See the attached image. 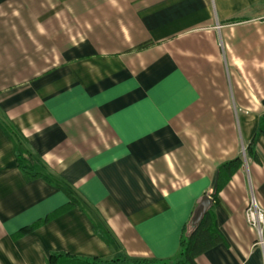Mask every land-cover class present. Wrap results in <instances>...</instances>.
Segmentation results:
<instances>
[{
    "label": "crops",
    "instance_id": "1",
    "mask_svg": "<svg viewBox=\"0 0 264 264\" xmlns=\"http://www.w3.org/2000/svg\"><path fill=\"white\" fill-rule=\"evenodd\" d=\"M263 116L264 0H0V264L175 261L238 158L197 264H264Z\"/></svg>",
    "mask_w": 264,
    "mask_h": 264
},
{
    "label": "trees",
    "instance_id": "2",
    "mask_svg": "<svg viewBox=\"0 0 264 264\" xmlns=\"http://www.w3.org/2000/svg\"><path fill=\"white\" fill-rule=\"evenodd\" d=\"M263 127L264 116L260 120V128ZM5 129L11 140L14 142L15 149H18L20 144L25 142L22 134L16 129H11V127L5 126ZM253 157L255 158V155H253ZM17 159L21 170L26 172L27 169L31 167L30 160L24 154L18 153ZM242 164V160L238 158L221 165L218 186L215 193L212 194L215 201H217L220 191L228 184L233 174L242 166ZM219 244H227V240L218 227L214 213L211 209H208L201 222L197 224L192 231L189 232L185 228L181 240V252L175 261L160 262L156 260H136L128 263L125 261L113 260L100 263L79 259L66 253L53 252L49 256L48 264H197V258L200 255Z\"/></svg>",
    "mask_w": 264,
    "mask_h": 264
},
{
    "label": "built area",
    "instance_id": "3",
    "mask_svg": "<svg viewBox=\"0 0 264 264\" xmlns=\"http://www.w3.org/2000/svg\"><path fill=\"white\" fill-rule=\"evenodd\" d=\"M246 216L249 224L258 230L259 234L261 235V243L263 244L264 209L259 204L255 196H252V198L250 199Z\"/></svg>",
    "mask_w": 264,
    "mask_h": 264
},
{
    "label": "water",
    "instance_id": "4",
    "mask_svg": "<svg viewBox=\"0 0 264 264\" xmlns=\"http://www.w3.org/2000/svg\"><path fill=\"white\" fill-rule=\"evenodd\" d=\"M212 203H213V199L210 196L206 195L203 197L195 213L196 225L201 222L206 211L208 210V208L211 206Z\"/></svg>",
    "mask_w": 264,
    "mask_h": 264
},
{
    "label": "rangeland",
    "instance_id": "5",
    "mask_svg": "<svg viewBox=\"0 0 264 264\" xmlns=\"http://www.w3.org/2000/svg\"><path fill=\"white\" fill-rule=\"evenodd\" d=\"M252 198V197H251ZM250 203V202H249ZM249 206V205H248ZM248 208V207H247ZM246 212H247V209H246ZM246 218H247V216H246ZM247 222H248V220H247ZM248 224H249V222H248ZM250 225V224H249ZM251 226V225H250ZM253 227V226H252ZM256 229V228H255ZM264 231V230H263ZM259 233V232H258ZM259 235V237L261 238V235L260 234H258ZM141 261H145V259L144 260H141ZM146 261H149V260H147L146 259Z\"/></svg>",
    "mask_w": 264,
    "mask_h": 264
}]
</instances>
